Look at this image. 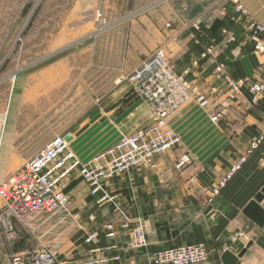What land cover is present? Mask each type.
I'll use <instances>...</instances> for the list:
<instances>
[{"label":"rangeland","instance_id":"obj_1","mask_svg":"<svg viewBox=\"0 0 264 264\" xmlns=\"http://www.w3.org/2000/svg\"><path fill=\"white\" fill-rule=\"evenodd\" d=\"M223 4L224 0H0V122L1 116L5 114V136L13 122L17 124L15 147H20L24 139L31 140L33 131L34 140L38 138L42 147H45L56 136H63L71 131L77 136L71 147L80 161L86 162L95 154L118 144L123 137L143 129L150 116L147 111L149 107L142 98L131 91L128 93L126 90L120 94V90L125 87L128 75L135 68L130 73L126 69L133 68L146 57L147 45L140 36L144 32L143 27L147 25L146 21L152 20L153 27L156 26V29L165 34L185 25L181 15L188 18L211 11L214 7L219 10L223 8ZM155 36L156 34L152 33L153 39ZM50 52L54 54L53 57L45 60V56ZM211 52V49L206 48L200 60H206ZM197 63L199 64V61H195V64ZM216 72L217 66L214 75ZM117 74L120 77H117ZM181 74L189 83L198 84L190 78V69H184ZM118 79L121 82H117ZM246 86L243 87L244 91ZM212 87L218 88L210 86V92ZM223 89L222 95L228 96L230 88L226 86ZM248 104L254 107L258 103L252 104L248 98ZM107 110L109 114H106ZM226 110L224 109V112ZM218 112L212 113V116H216ZM221 118L211 117V120L218 121ZM126 125L132 128L124 132L120 127H128ZM169 127L172 128L170 125ZM180 143L181 140L167 152ZM193 162L191 157L189 163L182 165L177 161L175 167L184 169ZM23 163L16 152L12 153L4 145L1 146L0 190L15 169ZM239 170L240 168L236 170L232 179ZM224 180L225 178L222 182ZM222 182L212 190L220 187ZM228 182L226 181L222 190ZM80 183L88 187L84 202L78 201L70 194L78 191ZM60 187L70 198V205L53 221L39 220L38 217L36 222L23 224L8 214L0 199V264H12L14 255L27 259L34 253L50 248L57 249L59 255L65 245V235L71 227H77L85 233L84 243L90 245L85 241L86 237L90 233L98 232H85L81 221L83 216L91 219L95 214H81L80 210H76L80 215L74 214L73 209H78L79 204L98 207L101 211L112 205V211H117L121 217L119 224L124 232H128L121 234L126 238L129 235L128 251L147 250L148 246L140 250L131 248V233L138 226H142L147 234L146 225L143 222H129L127 216L119 212L116 194L103 189L115 196L114 201L103 200L99 193L92 194L77 169L62 179ZM210 196L211 194L208 199ZM217 198L218 196H214V202ZM214 209L217 212V209ZM109 224L113 225L115 230V237L110 239L107 238L108 230L105 228ZM104 228L105 237L110 240L106 245L114 243L115 246L107 252L117 251L110 259L116 255L120 256L119 260H110L108 263L120 264L121 250L113 241L121 237L117 233L116 224L108 222L104 224ZM99 241L98 235L97 242ZM106 245L94 248L86 255L99 257L101 249ZM155 250L146 251L147 259L144 264H149V257ZM86 255L71 260H79ZM200 264L210 263L207 260Z\"/></svg>","mask_w":264,"mask_h":264},{"label":"crops","instance_id":"obj_2","mask_svg":"<svg viewBox=\"0 0 264 264\" xmlns=\"http://www.w3.org/2000/svg\"><path fill=\"white\" fill-rule=\"evenodd\" d=\"M236 1L247 9V16L235 12ZM223 5L219 10L214 7L211 11L188 18L181 15L185 25L171 32L166 31L165 34L156 26L153 27L149 19L143 27V34H140L147 45L146 57L156 48L164 47L177 73L190 69V78L214 96L213 105L208 109L196 103H188L169 118V125L181 138L177 147L105 182L107 191L117 195L119 212L124 213L129 222L145 223L147 250L128 251L129 235L127 238L121 235L128 232H124L119 224L121 217L117 211H112V205L101 211L98 207L79 204L73 213L79 214L76 210H80L81 214H95L91 219L83 216L81 222L85 232L97 231L100 241L87 245L84 243L85 233L77 227H71L65 235V245L58 255L59 259L80 257L94 248L106 245L110 240L105 237L104 224L112 222L116 224L117 233L121 236L113 240L121 250H118L122 254L120 264H144L148 250L196 243L206 244L210 264H223L222 256L227 250L239 255L244 249L246 252L237 264H264V227L243 213L264 188V95L256 106L251 107L246 87L236 98L229 100V107L220 120H211L212 113L218 110L217 106L228 98L222 95L226 87L224 79L214 75V69L219 63L225 66L227 74L237 78L252 77L260 72L264 53L254 51L248 38L249 22H264V0H224ZM152 33L156 34L154 39ZM206 48L211 49V55L201 61L200 57ZM143 60L132 69H126L127 72L130 73ZM195 61H199V64H195ZM117 77L120 76L117 74ZM117 82L121 81L118 79ZM126 83L120 94L126 90L130 92L129 84ZM210 86H218L219 92L212 94ZM147 111L150 116L146 120V127L153 120L152 112L149 109ZM107 112L109 114V110ZM130 116L134 121L132 113ZM16 125L13 122L9 125L6 136L4 131L2 145L25 161L42 149L43 145L38 138L34 140L33 131L31 140L24 139L20 147H15ZM126 126L120 128L124 132L132 128ZM68 134L74 135L71 131L64 135ZM260 138L262 141L259 146L252 148V143ZM75 140L77 136L74 135L70 147ZM185 153H189L194 162L187 168L177 169L175 164ZM242 156H246V161L216 199L230 207V210L219 223L214 224L212 221L221 212L215 211L211 220L208 219V196L213 195L212 188L217 186ZM87 188L80 183L78 191L70 194L84 202L83 198L88 195ZM230 241L232 244L227 247ZM116 253L113 251L110 256Z\"/></svg>","mask_w":264,"mask_h":264},{"label":"built area","instance_id":"obj_3","mask_svg":"<svg viewBox=\"0 0 264 264\" xmlns=\"http://www.w3.org/2000/svg\"><path fill=\"white\" fill-rule=\"evenodd\" d=\"M249 40L253 42L256 51H264V27L259 25H250ZM163 61L162 54L158 52L147 62L149 68L141 67V75L132 78L131 92L150 103L154 111L155 119L147 128L140 129L136 133L124 137L118 144L108 150L92 157L86 162H81L76 153L69 147V143L63 135L55 137L41 152L34 158L24 162L16 171H14L9 180L0 190V197L9 215L14 216L23 224H30L39 220L50 221V219H58L69 207L70 198L60 187V182L65 179L71 172L76 169L80 175L86 180L92 194L102 193L103 200L114 201L115 196L110 195L103 189V180L112 178L118 173L128 172L131 168L140 166L150 162L156 155L163 154L172 149L180 142V136L166 127L165 118L177 111V105L171 109L172 105H160L158 100L165 97V102L170 97L169 91L161 90L160 81L174 80L173 84H178L193 91L189 98H195V101L202 107L209 102L208 95L196 92L194 84L184 80L182 76H176L168 68L164 72H168L164 78L157 75L156 64ZM160 63V68H163ZM223 73V66L217 67V76ZM148 79L159 80L157 84L147 82L143 75ZM130 78V79H131ZM169 78V80H167ZM231 77L227 78L230 93L233 88L241 92L244 86L250 85L251 95L249 100L252 104H257L262 93H264V63L260 67V80L257 83H250L248 79H240L231 81ZM151 81V80H148ZM263 82V83H261ZM146 86L148 90H145ZM216 87L211 88V92L216 91ZM236 94V93H235ZM232 96L234 95L231 94ZM187 98V99H189ZM185 99L183 103L187 100ZM169 105L170 108L166 106ZM222 108V106H220ZM224 113V109H220L215 118ZM191 157L185 155L180 164L189 163ZM238 169V168H237ZM232 170L227 174L225 180L218 187L221 189L226 181L234 176L237 170ZM215 189L212 197L208 199L209 206L214 202V196H219V189ZM209 207L207 214H214L215 209ZM105 228L108 230L107 238L115 237L114 226L109 224ZM112 240V239H111ZM85 241L94 243L98 241V234L90 233ZM131 248L140 250L148 245L145 227L138 226L132 232L130 241ZM114 243L106 245L102 248L103 253H107L113 249ZM58 251L50 248L46 251L37 252L24 259L21 255L12 257V264H109L110 260H119L120 256L107 258L104 254L99 257L89 254L79 260H60L58 259ZM209 252L205 243L180 245L170 248L157 249L151 253L149 264H199L207 261Z\"/></svg>","mask_w":264,"mask_h":264},{"label":"bare ground","instance_id":"obj_4","mask_svg":"<svg viewBox=\"0 0 264 264\" xmlns=\"http://www.w3.org/2000/svg\"><path fill=\"white\" fill-rule=\"evenodd\" d=\"M236 3V5H235V12L236 13H238L239 15H242V16H247L248 15V11H247V9L241 4V3H239L238 1H236L235 2ZM254 24H256V25H259V26H263L264 27V22H261V21H257V20H251L250 22H249V32L251 31V28H250V25H254ZM249 39V38H248ZM249 42L252 44V46H253V50L254 51H256L255 50V48H254V44H253V42L252 41H250L249 40ZM159 53V54H162V56H163V61L162 62H160L161 63V65L162 66H165V67H163V68H160V63H157L156 64V70H157V75H158V77L159 78H164V80H165V75L168 73V72H164L165 71V69L167 68L166 66L168 65V68H169V70L171 71V73H173L174 75H176V76H182V74H179V73H177L173 68H172V66H171V64H170V62H169V59H168V55H167V51H166V49L164 48V47H158V48H156L148 57H146L137 67H135V69L128 75V77H127V82H128V84H129V87H130V91L132 90V88H131V86H132V78H131V76L132 77H134V76H137V75H141V74H143L142 73V69H141V67L143 66L144 68H149V64H148V60L149 59H151L156 53ZM257 52H261V53H264V51H257ZM53 53L52 52H50V53H48L46 56H45V60H50L52 57H53ZM264 63V62H263ZM262 63V64H263ZM261 64V65H262ZM218 66H223V73L222 74H220L219 76H217V74L215 75L217 78H223L224 79V81H225V83H226V86H228V84H227V78L228 77H231L230 78V80L231 81H236V80H240V79H248L249 81H250V83H257L259 80H260V72L259 73H257V75H254V76H252V77H233V76H231V75H229V74H227V72L225 71V66L222 64V63H219L218 65H217V67ZM261 67V66H260ZM131 78V79H130ZM143 78H144V80L146 81L145 82V84H147V82H153L154 84H157L158 83V81L159 80H156V79H148V76H146L145 74L143 75ZM148 80H151V81H148ZM167 80H169V78H167ZM173 81L174 80H169V81H160V88H161V90H164V91H169V92H171L170 93V97L168 98V100L165 102V97H162V98H160L159 100H158V102H159V104L160 105H163V106H165V104H169V105H172V104H174V105H172V107H171V109H173L174 108V106L175 105H177V111L179 110V109H181L183 106H185V105H187L188 103H196L199 107H201V108H203V109H208V108H210V106L211 105H213V97L211 96V95H209V93H207L205 90H203V89H201L199 86H198V84H195L194 83V85L195 86H197V87H195V89H196V92H198V93H200V94H204V95H208V97L210 98L209 99V102H208V104L206 105V106H204V107H202L201 105H199V103H197L196 101H195V98L193 97V98H189L190 97V95L191 94H193V91L192 90H189L188 88H186V87H184V86H181V85H178V84H173ZM241 81V80H240ZM247 87V89H248V98H249V96L251 95V91H250V85H248V86H246ZM216 91H214V92H211L212 94H217L219 91V89L216 87ZM145 90H148V87L146 86V88H145ZM239 90H236V89H234L233 88V90H232V92L228 95V98L226 99V100H224V101H222L218 106H217V111H219V108H220V106H223L224 107V109H227L228 107H229V100L230 99H233V98H236L240 93H242L243 92V89H242V91L241 92H239V93H237ZM233 92H234V95L232 96L231 94H233ZM236 93V94H235ZM263 95L264 94H262L261 95V97H260V99H259V101L261 100V98L263 97ZM187 98H189V99H187ZM185 99H187L184 103H183V101L185 100ZM259 101H258V103H259ZM145 103H146V105L149 107V109H150V111L152 112V117H153V119H155V116H154V111H153V109H152V106H151V104L150 103H147L146 101H144ZM169 105H167L166 107L167 108H170V106ZM216 111V112H217ZM174 114V113H173ZM172 114V115H173ZM225 114V112L221 115V116H219V117H222L223 115ZM171 114L170 115H168V117H167V119L165 118V125H166V127H168L169 126V118L172 116ZM2 118H1V122H0V148H1V145H2V139H3V134H4V131H5V125H6V115L4 114V115H2L1 116ZM213 117V116H212ZM152 123H153V120H152ZM149 127V126H148ZM144 128H147V127H143V129ZM170 128V127H169ZM171 130L173 131V132H176L174 129H172L171 128ZM177 133V132H176ZM178 134V133H177ZM69 135V134H68ZM132 135V134H131ZM58 136H60V135H58ZM67 135H65V137H66ZM57 137V136H56ZM124 138V137H123ZM122 138V139H123ZM72 139H73V137H72ZM71 139V140H72ZM67 143H69V147H70V142L71 141H68V140H65ZM261 141H262V139L260 138V139H258V140H256L255 142H253L252 143V148H257L258 146H259V144L261 143ZM115 146V145H114ZM114 146H111V147H114ZM46 147V146H45ZM45 147H43V148H45ZM111 147H108L107 149H105V150H103V151H101V152H99V153H97V154H95L94 156H96V155H98V154H100V153H102V152H104V151H106V150H108L109 148H111ZM42 148V149H43ZM71 148V147H70ZM42 149H40L39 151H37L36 153H34L32 156H30L27 160H29V159H31V158H34V157H36L40 152H41V150ZM72 149V148H71ZM74 151V150H73ZM75 152V151H74ZM76 153V152H75ZM185 155H188V154H184V155H182L179 159H178V161H181L182 160V158L185 156ZM190 156V155H189ZM27 160H25L24 162H26ZM89 160V158L86 160V161H88ZM246 161V156H242V157H240L233 165H232V167L233 168H240L241 169V167H242V165L244 164V162ZM231 167V168H232ZM132 169V168H131ZM130 169V170H131ZM17 169H15V171H16ZM129 170V171H130ZM119 174V173H118ZM115 175H117V174H115ZM115 175H113L112 177H114ZM226 176H228L227 174H226ZM226 176L224 177V178H226ZM232 178H230V179H228L227 181H229V180H231ZM108 180H110V178H107V179H104L103 180V182H101V183H103V188H105V182L106 181H108ZM221 182H222V180H221ZM217 189V188H216ZM219 189V188H218ZM222 190V188L221 189H219V194H220V191ZM213 192H214V190H213ZM0 199H1V197H0ZM1 201H2V199H1ZM2 203H3V201H2ZM263 203H264V201H263ZM208 215H210V214H208ZM213 215V214H212ZM212 215H210L211 217H212ZM131 235H132V233H131ZM146 236H147V234H146ZM147 241H148V239H147ZM231 244H232V241H230L229 242V245L227 244V247H230L231 246ZM244 250H246V249H244ZM103 251V250H102ZM227 251H229V250H227ZM230 252V251H229ZM242 252V251H241ZM109 253L110 252H107V253H103V252H101V255L102 254H104V256L105 257H107V258H110V255H109ZM57 256H58V254H57ZM236 256H238V255H236ZM59 259V258H58ZM208 260V259H207ZM206 262V261H205ZM204 263V262H203ZM200 264V263H199Z\"/></svg>","mask_w":264,"mask_h":264},{"label":"water","instance_id":"obj_5","mask_svg":"<svg viewBox=\"0 0 264 264\" xmlns=\"http://www.w3.org/2000/svg\"><path fill=\"white\" fill-rule=\"evenodd\" d=\"M97 119V118H96ZM72 135L69 134L66 136L68 141H71ZM264 201V188L258 193L254 200L244 209L243 213L249 217L252 221H254L260 227H264V205H262ZM212 208H216L219 212V215L212 221L214 224L219 223L222 219L223 215H226L230 210V207H227L226 204L222 203L219 200H216L212 206ZM208 219L211 220V216L208 215ZM229 245V242L227 243ZM246 250H243L238 256L232 254L229 251H226L222 256L223 264H237L240 258L243 257Z\"/></svg>","mask_w":264,"mask_h":264}]
</instances>
